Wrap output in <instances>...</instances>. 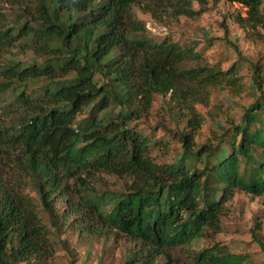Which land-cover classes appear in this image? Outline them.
I'll return each instance as SVG.
<instances>
[{
	"label": "trees",
	"instance_id": "1",
	"mask_svg": "<svg viewBox=\"0 0 264 264\" xmlns=\"http://www.w3.org/2000/svg\"><path fill=\"white\" fill-rule=\"evenodd\" d=\"M230 1L246 7L230 13L241 26L264 22L261 0ZM206 3L29 0L0 18V264H44L68 227L122 239L121 264H244L226 243L198 242L222 231L234 192L264 194V96L223 121L202 114L211 89L240 86L236 63H197L198 41L153 39L132 10L192 18ZM16 47L32 58H3ZM248 64L261 89L262 64ZM155 95L167 118L147 126L164 137L138 128ZM171 141L176 154L157 161ZM98 173L122 182L98 188Z\"/></svg>",
	"mask_w": 264,
	"mask_h": 264
},
{
	"label": "rangeland",
	"instance_id": "2",
	"mask_svg": "<svg viewBox=\"0 0 264 264\" xmlns=\"http://www.w3.org/2000/svg\"><path fill=\"white\" fill-rule=\"evenodd\" d=\"M28 1L0 0V18H3L4 22L9 21L13 17L12 11L24 6ZM193 7L198 9L196 1L193 2ZM260 9L264 12V0H261ZM132 10L136 17L145 23L148 35L153 39L159 40L169 36L198 41L196 48L201 56L199 62L193 61L191 64L217 62L221 66H228L236 63L235 76L240 86L211 89L207 104L199 107L202 114L215 111L218 119L223 121L226 112H242L243 107L264 96V81L261 89H258L248 64V61L255 58L264 69V22L252 28L233 21L230 13L246 16V7L242 4L230 0H207L206 8L198 16L172 17L164 12L162 20L152 17L137 5H133ZM227 40L234 42L237 48L229 45ZM14 56L30 60L33 52L16 47L2 57L8 60ZM160 101L161 96L155 95L149 113L138 122L139 129L155 137H164L163 131L156 127L152 129L147 124L154 126L161 115L167 118ZM210 126L211 122L207 119V132ZM204 136L203 133L200 134L197 140H203ZM171 144L173 149L169 154L158 150L152 152L157 161H170L173 158L178 144L173 141ZM121 182L106 173H98L94 178L98 188H118ZM226 203L227 214L223 217L222 231L215 234L211 240L202 239L198 246L220 241L228 244L231 249L246 254L244 264H264V194L253 196L236 191ZM52 238L55 239L52 255L43 262L44 264H121L124 252L122 239L111 237L109 241H104L98 237H86L72 227L56 229Z\"/></svg>",
	"mask_w": 264,
	"mask_h": 264
}]
</instances>
